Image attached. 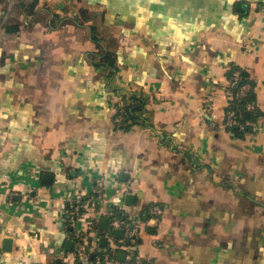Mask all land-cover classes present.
Masks as SVG:
<instances>
[{
	"label": "crops",
	"instance_id": "crops-1",
	"mask_svg": "<svg viewBox=\"0 0 264 264\" xmlns=\"http://www.w3.org/2000/svg\"><path fill=\"white\" fill-rule=\"evenodd\" d=\"M237 68L263 112L243 137L223 126ZM99 181L135 223L163 211L134 248L99 220L107 264H264V0H0V264H79L68 199Z\"/></svg>",
	"mask_w": 264,
	"mask_h": 264
},
{
	"label": "built area",
	"instance_id": "built-area-1",
	"mask_svg": "<svg viewBox=\"0 0 264 264\" xmlns=\"http://www.w3.org/2000/svg\"><path fill=\"white\" fill-rule=\"evenodd\" d=\"M242 69H234L230 76V87L226 89L225 93L229 100H239L245 98L250 90L254 89V86L245 80ZM236 89V90H235ZM247 113H252L255 111V105L251 102H247L245 106ZM123 109H120L122 112ZM124 117H118L121 119ZM223 126L230 130V128H238L239 130H244L251 127L252 130H257L259 128V122L252 120H243L236 109L229 107L226 114V119ZM103 184L101 181L97 183L94 189L95 195L85 198L82 191L78 192L76 196L69 197L68 202L71 208V213L76 217L89 215V226L88 236H80L78 242L80 245V250L75 255V260L79 264H101L102 259L97 253H105L104 258L107 262L109 258V252L112 249L100 250L95 246V238L99 239L97 236V223L101 217H106L109 219L111 227L113 229L122 228L125 229L127 240L121 242V248L130 247L134 248L138 245V240L140 239L143 228L152 222L159 220V217L163 213L162 208L158 204H154L150 207L149 217L143 222H136L127 215L126 213H121L123 218L115 216L113 214V208L108 204V201L103 196ZM94 244V245H93ZM95 254L96 260H91V255Z\"/></svg>",
	"mask_w": 264,
	"mask_h": 264
},
{
	"label": "trees",
	"instance_id": "trees-1",
	"mask_svg": "<svg viewBox=\"0 0 264 264\" xmlns=\"http://www.w3.org/2000/svg\"><path fill=\"white\" fill-rule=\"evenodd\" d=\"M32 6L33 5H31V7ZM9 30L17 31V28L9 27ZM97 32L98 30L96 26H92L93 39H97L96 37ZM116 62H117V57L115 54H112L111 52L100 51L98 52L97 59L95 61V66L103 67L107 69L109 74L111 75L114 73V70H116V66H117ZM243 75H244L245 80L247 79V81H249L254 86L253 82L249 78V75L245 71L243 72ZM247 102H251L252 104L255 105V111H253L252 113H247L245 110V106ZM142 104L143 102L141 98H137L135 96L126 98L117 106L118 117H124V119L132 120L133 122H135L138 117L136 113L142 109ZM229 107L235 108L238 115L241 118H243V120H252V121L259 122L260 119L263 117V112L256 104V92L254 89L250 90L245 98L230 101ZM120 109H123V111L120 112ZM230 130L233 131L236 136L243 137L244 134H246L247 132H251L252 128L248 127L244 130H239L238 128H230ZM149 212L150 211L148 209L146 213L147 217H149V214H150ZM113 214L115 216L123 218V215L121 214V212L118 211L117 208L113 209ZM104 254L105 253H97V256L99 255L102 259L101 264H107V262H111L112 259L115 257L114 252L110 251L109 258L106 262L104 258ZM97 256L95 254H92L91 260L95 261Z\"/></svg>",
	"mask_w": 264,
	"mask_h": 264
},
{
	"label": "water",
	"instance_id": "water-1",
	"mask_svg": "<svg viewBox=\"0 0 264 264\" xmlns=\"http://www.w3.org/2000/svg\"><path fill=\"white\" fill-rule=\"evenodd\" d=\"M45 179H47L48 177L45 176L44 177ZM128 198H131L132 199V196H128ZM100 223H101V227L104 228V229H107L108 228V218L106 217H102L100 219ZM0 232H1V228H0ZM115 234L118 236V237H121L123 236L124 234V229L122 228H117L115 229ZM106 241V238H103L102 239V242H105ZM70 245L72 244V242H68ZM1 249L2 251L4 252H12L13 251V238L12 237H4L3 240H2V245H1ZM123 254V253H122ZM124 255V254H123Z\"/></svg>",
	"mask_w": 264,
	"mask_h": 264
}]
</instances>
